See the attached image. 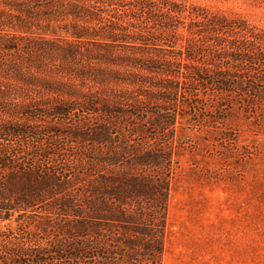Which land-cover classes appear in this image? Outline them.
I'll use <instances>...</instances> for the list:
<instances>
[{"label": "trees", "instance_id": "16d2710c", "mask_svg": "<svg viewBox=\"0 0 264 264\" xmlns=\"http://www.w3.org/2000/svg\"><path fill=\"white\" fill-rule=\"evenodd\" d=\"M234 117L264 133V28L243 16L0 0V264H162L180 158L252 155Z\"/></svg>", "mask_w": 264, "mask_h": 264}, {"label": "rangeland", "instance_id": "374dc122", "mask_svg": "<svg viewBox=\"0 0 264 264\" xmlns=\"http://www.w3.org/2000/svg\"><path fill=\"white\" fill-rule=\"evenodd\" d=\"M186 1L264 28V0ZM228 125L237 133L236 146L252 155L225 159L185 153L180 158L162 264H264V133L236 117Z\"/></svg>", "mask_w": 264, "mask_h": 264}]
</instances>
